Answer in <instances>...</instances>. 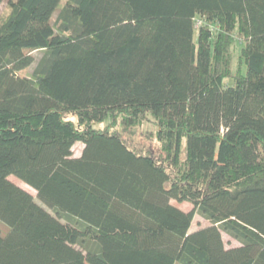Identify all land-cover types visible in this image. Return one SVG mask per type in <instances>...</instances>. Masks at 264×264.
<instances>
[{"label": "trees", "instance_id": "16d2710c", "mask_svg": "<svg viewBox=\"0 0 264 264\" xmlns=\"http://www.w3.org/2000/svg\"><path fill=\"white\" fill-rule=\"evenodd\" d=\"M5 1L0 264H264V0Z\"/></svg>", "mask_w": 264, "mask_h": 264}, {"label": "rangeland", "instance_id": "374dc122", "mask_svg": "<svg viewBox=\"0 0 264 264\" xmlns=\"http://www.w3.org/2000/svg\"><path fill=\"white\" fill-rule=\"evenodd\" d=\"M8 10L7 7V1H5L1 6H0V16L4 15ZM201 21L198 20L197 21V25L196 26H200ZM36 56H38V52L34 53ZM237 62H235L234 67H236ZM20 74L24 75V76H32L33 75V67H28L24 70H22L20 72ZM68 118L76 120V117L73 115H66ZM110 125L109 120H106L104 122L101 123H95L94 126L95 127H105L107 125ZM115 129H120V127H115ZM157 130V126L154 123V121L152 120H146L143 124L138 125L137 127H134L133 132L128 134L130 136L133 137L134 141L136 143L141 144L144 148L147 147H152L155 150L158 149V143H157V139L155 137V132ZM84 147V143L81 141H78L75 146H74V154L75 156H79L82 152V149ZM11 180H13L14 182H16L17 184L21 185L22 187H24L25 189L29 190L33 195H36V190L34 188H32L31 186H29L28 184H26L24 181H22L21 179H19L18 177H16L15 175H11L10 176ZM172 202L176 205H178L179 207L185 209V210H191L193 208L192 204L189 202H178L177 200L173 199ZM210 223L203 218L200 214L196 213L192 222V226L190 228V231H194L196 229H199L203 226H207ZM223 237L224 240L226 242V246L227 247H231V246H236L239 245L240 242L234 238H232L230 235H228L227 233H223Z\"/></svg>", "mask_w": 264, "mask_h": 264}]
</instances>
